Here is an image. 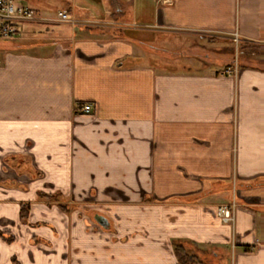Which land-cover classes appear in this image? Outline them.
<instances>
[{"label":"crops","instance_id":"1","mask_svg":"<svg viewBox=\"0 0 264 264\" xmlns=\"http://www.w3.org/2000/svg\"><path fill=\"white\" fill-rule=\"evenodd\" d=\"M105 1L102 22L0 41V264H177L173 240L264 264V68L140 58L183 52L162 35L264 46V0Z\"/></svg>","mask_w":264,"mask_h":264},{"label":"rangeland","instance_id":"2","mask_svg":"<svg viewBox=\"0 0 264 264\" xmlns=\"http://www.w3.org/2000/svg\"><path fill=\"white\" fill-rule=\"evenodd\" d=\"M19 4L29 7L35 11H37L41 16H54L57 11H64L69 13V11H75L76 17L79 18L81 15H86L88 19L97 20L95 22H102L106 16H109V8L106 9V3L107 1L102 0L101 2L97 3L93 0H16ZM88 7V10H86V6ZM47 14V15H46ZM70 14V13H69ZM104 15V16H102ZM72 16V15H71ZM72 17H75L74 15ZM100 20V21H98ZM31 24L29 25L30 29L32 30H40L38 32L34 33L30 31V37L26 40L24 43L28 42H35L37 41L35 37H38L37 35H44L46 31L49 29L50 25H59L60 23L54 22V23H47V22H34V23H26ZM26 27V25L23 26V28ZM37 34V35H35ZM232 37H228L227 39H210V38H204L203 40L200 39L198 36L193 38H188L185 36H163L162 37H154L152 38L150 44L153 46H158L173 50L174 48L178 49L181 54L177 56H171L168 58H163L159 56L157 53H150L148 54V60H146V57L144 54L140 57L142 62L144 63H161L166 64L167 66H170V68H173L174 71H199L201 69H209V70H216L219 69L221 66L219 64L215 63L216 61H224L228 58L230 59L231 53H234V59L236 57L237 64H241L242 66H249V67H262L264 68V63L262 56L264 55V46L258 47L257 44H247L246 46H238L239 44V37L238 41H232L230 40ZM34 39V40H33ZM167 40V41H166ZM233 43H232V42ZM232 44V45H231ZM169 45V46H168ZM240 45V44H239ZM192 47L197 48L189 51L188 49H191ZM187 49V51H186ZM239 49V50H238ZM245 51L251 53L252 56H249L250 58H247V56L239 54V51ZM179 51H176L179 53ZM175 52V51H174ZM253 53V54H252ZM200 57H198V55ZM236 54V56H235ZM208 57L205 59V57ZM206 61H209L208 65H204L201 63V58H203ZM227 58V59H226ZM141 62V61H140ZM237 190H239V187L235 186ZM235 202L234 200H230V203ZM237 203V201L235 202ZM223 204H229L223 203ZM222 205V204H219ZM218 205V206H219ZM205 262L207 264H226V259H220V257H212L210 255H207L205 257ZM221 260V261H220Z\"/></svg>","mask_w":264,"mask_h":264},{"label":"built area","instance_id":"3","mask_svg":"<svg viewBox=\"0 0 264 264\" xmlns=\"http://www.w3.org/2000/svg\"><path fill=\"white\" fill-rule=\"evenodd\" d=\"M175 0H157L161 7H170ZM57 22L60 24H72L74 21L67 12L59 11L54 18L49 19L41 16L37 11L19 4L16 0H0V41H10L16 38L19 27L24 23L34 22ZM233 40L238 41V35L233 34ZM237 43V42H236ZM227 73L236 74L237 67L227 70ZM84 114L91 113V106L86 104L81 107ZM236 203L222 204L216 207V216L225 224L234 221Z\"/></svg>","mask_w":264,"mask_h":264},{"label":"trees","instance_id":"4","mask_svg":"<svg viewBox=\"0 0 264 264\" xmlns=\"http://www.w3.org/2000/svg\"><path fill=\"white\" fill-rule=\"evenodd\" d=\"M239 44H238L239 47L247 45V43H243V42H239ZM258 47H263V46H258ZM239 54L245 55L247 56V58H250L249 56H252L251 53L245 52L244 50L239 51L238 56ZM262 58H263L262 63H264V55L262 56ZM237 60H236V64H237ZM237 65L242 66L241 64H237ZM258 185H264V181L263 182L261 181L260 183H258ZM235 186L237 187V185ZM201 196L202 195H198L194 198L187 200L186 202L187 203L197 202L201 199ZM25 210L26 208L23 207L22 212H24ZM260 211L264 213V209H260ZM171 244H172L173 254L175 256L177 264H207L204 260L205 257L207 255H210L212 257L214 256L213 254H210L207 250L198 248L189 241L173 240ZM243 250L249 251L248 248H243Z\"/></svg>","mask_w":264,"mask_h":264},{"label":"water","instance_id":"5","mask_svg":"<svg viewBox=\"0 0 264 264\" xmlns=\"http://www.w3.org/2000/svg\"><path fill=\"white\" fill-rule=\"evenodd\" d=\"M94 220L102 228L106 229L109 226L108 221L104 217L96 215V216H94Z\"/></svg>","mask_w":264,"mask_h":264}]
</instances>
